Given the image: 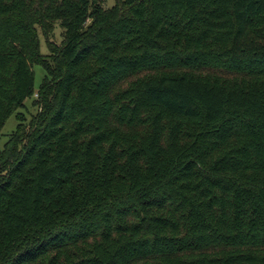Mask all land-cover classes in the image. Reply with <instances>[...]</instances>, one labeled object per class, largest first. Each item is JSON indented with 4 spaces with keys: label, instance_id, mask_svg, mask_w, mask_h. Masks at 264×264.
<instances>
[{
    "label": "trees",
    "instance_id": "16d2710c",
    "mask_svg": "<svg viewBox=\"0 0 264 264\" xmlns=\"http://www.w3.org/2000/svg\"><path fill=\"white\" fill-rule=\"evenodd\" d=\"M14 113L0 264H264V0H0Z\"/></svg>",
    "mask_w": 264,
    "mask_h": 264
},
{
    "label": "rangeland",
    "instance_id": "374dc122",
    "mask_svg": "<svg viewBox=\"0 0 264 264\" xmlns=\"http://www.w3.org/2000/svg\"><path fill=\"white\" fill-rule=\"evenodd\" d=\"M102 3L104 8H110L113 5H115L120 0H98ZM62 29L57 27L54 33V40L56 43L60 44L62 41ZM40 42H41V52L43 54H48V44L46 41V38L44 37L43 33H40ZM176 64V63H175ZM171 65L170 68L177 69V65ZM35 72V90L36 93L34 96L29 97L25 101V106L18 110L19 113H23V115L26 117L28 121L31 120V118L36 115L39 111V107L34 105V101L38 98V89L43 81V78L45 76V70L41 65H35L32 66ZM156 68L158 66L156 65ZM219 72V71H218ZM19 123V120L16 117V113L12 114L7 121L5 122L2 131L0 133V151L4 149L6 143L8 142L10 135L16 130L17 125Z\"/></svg>",
    "mask_w": 264,
    "mask_h": 264
}]
</instances>
